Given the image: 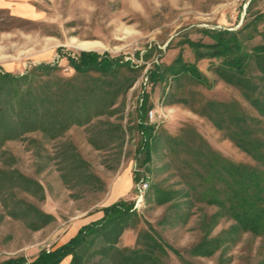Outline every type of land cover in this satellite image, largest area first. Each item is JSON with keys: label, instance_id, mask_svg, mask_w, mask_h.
<instances>
[{"label": "rangeland", "instance_id": "obj_1", "mask_svg": "<svg viewBox=\"0 0 264 264\" xmlns=\"http://www.w3.org/2000/svg\"><path fill=\"white\" fill-rule=\"evenodd\" d=\"M251 1L0 0V75H23L27 77L24 83L33 81L40 88L49 83L48 88L56 90L53 82L58 78L76 76L64 56L96 52L121 62L114 74L89 73L87 84L84 76L73 82L87 87L93 85V78L112 81L117 94L109 114L94 117L83 126L71 125L56 138L38 129L0 147V263L23 257L30 264L42 251L68 243L79 232L71 237L73 222L101 214L120 202L133 203L143 180L149 181V190L153 185L185 189L182 165L169 150L167 135L177 137L191 128L228 160L256 165L207 118L192 110L207 101H237L255 115L241 91L214 73L212 64L217 62H196L195 51L188 45V41L211 45L213 40L206 32L237 31L264 14V0H254L249 10ZM259 30L264 35V18ZM82 42L94 47L79 49L77 44ZM261 42L259 36L246 44L252 47ZM180 54L184 62L196 63L212 88L187 78L151 82L149 74L155 66H169ZM144 76L150 81V92L141 104L137 96ZM23 85L24 92L28 84ZM183 100L188 103L179 102ZM159 107L167 110L169 120L154 127L152 159L147 162L145 136L139 127L145 119L141 116ZM152 197L151 190L144 205H133L136 216L120 237L118 248H136L138 234L152 229L153 235L179 253L178 257L170 252L164 258L167 264L263 261L264 239L250 233L240 234L236 241L224 240L211 257L192 255L205 236L225 239L233 220H213L217 207L190 198L177 197L158 205ZM36 211L51 220L44 224ZM98 247L93 246L89 253ZM100 259L94 256L93 262ZM69 260L71 257L66 258L67 263Z\"/></svg>", "mask_w": 264, "mask_h": 264}, {"label": "trees", "instance_id": "obj_2", "mask_svg": "<svg viewBox=\"0 0 264 264\" xmlns=\"http://www.w3.org/2000/svg\"><path fill=\"white\" fill-rule=\"evenodd\" d=\"M263 18L264 14L257 15L237 31L224 29L206 32L213 40L211 45L188 41L195 51L196 62L215 60L217 63L212 64L214 73L226 84L239 89L255 113L245 111L237 101H207L198 109L192 108L251 157L256 162L255 166L228 160L191 128L183 130L177 137L167 135L169 150L175 153L182 165L186 188L182 191L165 190L153 185L148 190H152L153 199L150 200L165 205L177 197L190 198L217 207L218 212L213 215V220L227 217L234 222L225 239L223 236L214 239L205 236L204 241L192 250L195 256L211 257L224 240L236 241L243 233L264 239V35L259 30ZM259 36L262 37L260 44L252 47L246 44ZM202 48L207 51L201 52ZM64 57L76 76L58 78L53 82L56 90L48 88L49 83L41 88L33 81L24 83L27 77L23 75H0V147L9 140L20 139L38 129L56 138L71 125L83 126L94 117L110 113L117 94L112 81L99 82V78H93V85L87 87L75 86L73 82L89 73L103 76L114 74L121 62L111 59L108 54L86 51ZM149 75L151 82L187 78L212 88V82L196 63L184 62L182 54L169 66H155ZM83 80L84 84L88 81L86 77ZM22 83L23 86L28 84L24 92L20 88ZM179 102L188 103L185 100ZM145 113L141 116L144 119ZM139 127L145 136V161L149 162L152 159L154 127L145 123ZM133 205L134 202H120L105 208L99 221L83 226L68 243L42 251L30 264H61L68 257H71L70 264H167L164 258H169L170 252L179 257L172 246L152 234V229L138 234L136 248L117 247L120 237L130 227L133 216H136L132 212ZM36 213L41 220H45L44 224L51 220L50 216L39 211ZM95 245H99L98 249L89 253ZM94 256L101 259L93 262ZM0 264L28 263L20 257ZM261 264H264V259Z\"/></svg>", "mask_w": 264, "mask_h": 264}, {"label": "built area", "instance_id": "obj_3", "mask_svg": "<svg viewBox=\"0 0 264 264\" xmlns=\"http://www.w3.org/2000/svg\"><path fill=\"white\" fill-rule=\"evenodd\" d=\"M145 77V76H144ZM149 84L150 81H148V78L145 77L142 80V85L140 87L139 94L137 96V99L142 104L147 95L149 94ZM169 120V114L166 109L159 107L157 108H151L148 109L145 113V124L152 127H160L164 125ZM149 181L143 180L139 186H138V194L135 197L134 200V206L135 208L141 207L146 203V193L149 190Z\"/></svg>", "mask_w": 264, "mask_h": 264}, {"label": "crops", "instance_id": "obj_4", "mask_svg": "<svg viewBox=\"0 0 264 264\" xmlns=\"http://www.w3.org/2000/svg\"><path fill=\"white\" fill-rule=\"evenodd\" d=\"M124 193H126V192H124ZM102 217H103V213L98 214V215H95V216L94 215H91V216H89L87 218H83L81 220H77V221L73 222V224L71 225V230H72L71 231V234H72L71 237L75 236L77 234V232L83 226H85L87 224H90L92 222H96V221L100 220ZM58 246H60V245H58ZM58 246H56V247H58ZM69 262H70V260L68 261V263ZM68 263L66 262V259H65L61 264H68Z\"/></svg>", "mask_w": 264, "mask_h": 264}, {"label": "bare ground", "instance_id": "obj_5", "mask_svg": "<svg viewBox=\"0 0 264 264\" xmlns=\"http://www.w3.org/2000/svg\"><path fill=\"white\" fill-rule=\"evenodd\" d=\"M79 49L83 50H91L94 47V44L82 42L81 44H77Z\"/></svg>", "mask_w": 264, "mask_h": 264}]
</instances>
